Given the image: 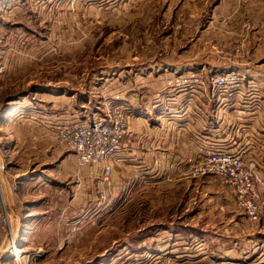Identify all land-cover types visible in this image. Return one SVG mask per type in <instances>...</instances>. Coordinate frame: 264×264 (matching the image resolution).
<instances>
[{
    "label": "rangeland",
    "instance_id": "374dc122",
    "mask_svg": "<svg viewBox=\"0 0 264 264\" xmlns=\"http://www.w3.org/2000/svg\"><path fill=\"white\" fill-rule=\"evenodd\" d=\"M231 70L240 83L213 91ZM192 71L208 85L166 86ZM117 93L129 132L189 120L193 145L157 166L128 133L81 166L58 125L106 115ZM259 112L264 0H0V264H256L264 250L244 236L259 218L237 184L190 164L237 150V124Z\"/></svg>",
    "mask_w": 264,
    "mask_h": 264
},
{
    "label": "built area",
    "instance_id": "2783aa9c",
    "mask_svg": "<svg viewBox=\"0 0 264 264\" xmlns=\"http://www.w3.org/2000/svg\"><path fill=\"white\" fill-rule=\"evenodd\" d=\"M166 86L171 90L188 91L195 87L208 85L202 72L192 71L187 74H173L166 77ZM241 81L235 70L210 77L209 85L213 91L228 90ZM124 101L120 94L112 95L108 101V113L100 117H91L84 121H73L67 125H58V137L62 143L72 149L81 166L95 164L118 152L120 142L130 131L131 117L126 108L117 104ZM201 160L191 163L195 174L205 175L210 172L222 173L238 186V197L252 219L261 216L264 196V175L260 164L255 160H245L248 151L246 143L237 150L224 147L201 148ZM111 166H106V174L111 173ZM237 262L235 264H245ZM214 264H233L218 261Z\"/></svg>",
    "mask_w": 264,
    "mask_h": 264
},
{
    "label": "crops",
    "instance_id": "0c3cea01",
    "mask_svg": "<svg viewBox=\"0 0 264 264\" xmlns=\"http://www.w3.org/2000/svg\"><path fill=\"white\" fill-rule=\"evenodd\" d=\"M248 117H244L240 119V122L237 124L238 126V141L241 142V145L246 143L248 145V151L246 153V158L250 157V160H255L260 164V169L262 170V173L264 175V113H248ZM184 118H188L184 117ZM210 121V120H209ZM260 121V122H259ZM188 123L183 124L184 127H180L177 129L172 124L165 125L161 124V127H145V130L143 131L142 128H133L131 132H129L128 136V144L132 142L133 138H136L138 136L141 148H144V153L146 156H150V154H153L151 157V160L153 163H155L157 166H162L163 163L166 161V156L169 155L172 157L175 152L180 148V145H184V139L181 137H186L187 141L189 140L190 136H193L194 129L192 126H190V121H187ZM219 123H221L219 121ZM214 123H210L208 127H204L206 129L207 133H213L215 130L213 128L215 125ZM137 131V133H136ZM190 139H193L190 138ZM246 139H248V142H244ZM181 142V144H180ZM193 141H189L188 144L184 145L186 146L187 150L189 149V145L192 144ZM240 144V143H239ZM193 145V144H192ZM151 147V148H150ZM175 150V152L173 151ZM193 149V147H192ZM2 155V157H1ZM144 156V155H142ZM3 157H6V153L4 151V148L0 146V159L3 161ZM154 158V160H153ZM144 160V159H143ZM155 161V162H154ZM6 184V182H4ZM2 186V185H1ZM3 187V186H2ZM4 189V187H3ZM262 196H264V186L261 189ZM13 202H15V198L11 196ZM7 201V200H5ZM14 211L12 210V213ZM261 216L259 220L256 222H252L251 226L244 227L247 229V234L244 236L249 241H252L255 246H258V248L264 250V204L261 207ZM17 214H20V211L18 213L14 212V215L17 217ZM18 222L20 221L19 217ZM243 238V237H242ZM264 254V253H263ZM257 260V259H256ZM264 262L263 259H258L256 264H261Z\"/></svg>",
    "mask_w": 264,
    "mask_h": 264
},
{
    "label": "bare ground",
    "instance_id": "6f19581e",
    "mask_svg": "<svg viewBox=\"0 0 264 264\" xmlns=\"http://www.w3.org/2000/svg\"><path fill=\"white\" fill-rule=\"evenodd\" d=\"M0 183H1V181H0ZM1 190H2V187H1ZM3 191V190H2ZM12 246H14V245H12ZM22 258V257H21Z\"/></svg>",
    "mask_w": 264,
    "mask_h": 264
}]
</instances>
